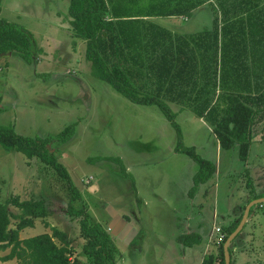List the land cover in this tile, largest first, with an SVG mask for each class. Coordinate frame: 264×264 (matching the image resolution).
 Wrapping results in <instances>:
<instances>
[{
    "label": "rangeland",
    "instance_id": "1",
    "mask_svg": "<svg viewBox=\"0 0 264 264\" xmlns=\"http://www.w3.org/2000/svg\"><path fill=\"white\" fill-rule=\"evenodd\" d=\"M149 1L132 5L146 8ZM218 4L213 0L173 25L158 23L196 33L213 25ZM69 7L70 0L1 2L0 18L30 35L34 57L28 62L17 52L0 55V127L41 140L69 126L75 129L69 143L58 150L53 143L47 148L66 167L79 198L51 166L0 144V203L10 199L49 203L50 216L22 230L20 239L53 235L58 229L72 241L71 258L90 264L83 252L87 241L80 219L68 212L84 210L109 229L113 210L138 233L130 245L113 237L116 264H186L184 256L194 264L196 251L177 241L191 232L202 239L194 246H199L197 264L217 258L230 223L240 219L253 196L264 194V179H257L254 170L264 172V142L256 137L258 131L254 130L244 161L238 145L221 148L205 117L171 105L182 144L194 147L197 155L216 166L213 179L190 194L199 163L175 151L178 133L158 107L133 103L94 77L86 42L72 31ZM252 214L230 245L232 264H264V202ZM213 243L215 253L209 254ZM9 253L10 249L0 250V264H19L16 259L2 261Z\"/></svg>",
    "mask_w": 264,
    "mask_h": 264
},
{
    "label": "trees",
    "instance_id": "2",
    "mask_svg": "<svg viewBox=\"0 0 264 264\" xmlns=\"http://www.w3.org/2000/svg\"><path fill=\"white\" fill-rule=\"evenodd\" d=\"M136 1L70 0L72 31L86 42V59L92 65L94 77L110 84L133 103L158 107L176 129L175 151L199 163L190 190L193 194L213 179L216 166L197 155L194 147L182 144L171 105L205 117L221 148L238 145L240 158L248 159L255 127L264 120V0H218L220 12L215 13L212 28L187 35L173 32L155 18L187 15L198 5H187L184 11L176 12L175 0L149 2L146 8L133 6ZM10 52L32 62V39L16 24L0 18V55ZM74 135L73 126L43 140L0 127V144L8 151L23 153L28 159L37 158L51 166L71 186L73 197L79 198L66 167L47 148L53 143L58 150ZM262 197L264 194L255 195L252 201ZM70 210L69 216L80 219L81 234L87 241L83 252L90 264H116L111 245L114 238L109 229L94 222L84 210ZM49 216V203L43 199H10L0 203V250L10 249L2 261L79 264L76 257L71 258L74 248L68 234L58 229L53 235L20 239L22 230ZM242 217L226 229L216 264H225L224 244ZM177 241L192 246L201 239L190 234ZM229 251L232 256L231 247ZM203 264H215V260L210 257Z\"/></svg>",
    "mask_w": 264,
    "mask_h": 264
},
{
    "label": "crops",
    "instance_id": "3",
    "mask_svg": "<svg viewBox=\"0 0 264 264\" xmlns=\"http://www.w3.org/2000/svg\"><path fill=\"white\" fill-rule=\"evenodd\" d=\"M156 1H159V0H152V1H149V2H151V4L153 3V2H156ZM213 0H175V3H174V6H175V11L176 12H178V11H184L186 8H188V7H186L187 5H191V4H195V5H198L196 8H194V9H192L191 10V12L190 13H193V12H195L196 10H198L201 6H203V5H207V4H209V3H211ZM183 19L184 18V20H186L187 19V17H186V15H182V14H176L175 16H168V17H158V18H155V19H157V21H166L169 25H173L172 23H174L173 21H176L177 19ZM154 19V18H153ZM213 26V25H212ZM212 26L211 27H205L203 30H205V29H211L212 28ZM167 28V27H166ZM170 30H172L173 32H175V33H178V34H184V35H187V34H196V33H200V32H202L203 30H201V31H199V32H196V33H194V32H184V31H179V30H177L178 28H177V26H176V24L174 25V27L172 28V26H171V28H169ZM189 31H193V30H191V29H188ZM195 31V30H194ZM255 129H256V132L258 131V135L256 136V137H258V138H260L261 139V141L262 142H264V120L258 125V126H256L255 127ZM259 133H260V135H259ZM251 146H252V144H251ZM255 170V172H256V175H257V179H259V178H263L264 179V172H262L260 169H258V168H256V169H254ZM259 170L262 172V173H260L259 172ZM254 195L256 194L255 192L253 193ZM257 195H261V194H257ZM263 198V197H262ZM247 207V206H246ZM252 215H254V214H252ZM251 215V216H252ZM250 216V217H251ZM248 221V220H247ZM247 223V222H246ZM231 225H233L232 223H230V225L229 226H231ZM245 226H246V224H245ZM196 234V235H198V233H196V232H191L190 234ZM208 234V233H207ZM211 235H213V231L211 232V234L209 235V237H208V241L210 240V236ZM215 236V235H214ZM205 237H206V235H205ZM215 238L213 237V240H214ZM136 239H134L133 240V242L135 241ZM216 240V239H215ZM214 240V241H215ZM201 241H202V239H201ZM199 242V243H197V244H194V245H192V246H188L189 247V250H195L196 251V254H195V261H194V264H197V258L199 259L200 257V255H199V252H197L198 251V247L197 248H195L194 246H196V245H199L200 243H202V242ZM208 241H207V243H208ZM212 242V241H211ZM215 242H217V241H215ZM214 242V243H215ZM214 243L211 245L212 246V249L210 250L211 251V253H209V254H214L215 253V251H213V249H215V246H214ZM182 245V244H181ZM209 251V252H210ZM188 256H184L183 257V259H184V261H186V264H188ZM215 260V264H216V260H217V258H215L214 259Z\"/></svg>",
    "mask_w": 264,
    "mask_h": 264
},
{
    "label": "water",
    "instance_id": "4",
    "mask_svg": "<svg viewBox=\"0 0 264 264\" xmlns=\"http://www.w3.org/2000/svg\"><path fill=\"white\" fill-rule=\"evenodd\" d=\"M263 202H264V197L255 199L247 205L239 226L229 236L226 243L224 244L225 264H231V255L229 251L230 245L237 238V236L240 234L241 230L243 229L246 221L249 218L251 209L254 206L261 204ZM109 212L112 215V221L109 225V231L111 235L113 237H116L120 241H123L125 244L130 245L133 242V240L137 237L138 235L137 231L134 229V227L129 222H127L126 220L121 218L119 215H117L113 210H109Z\"/></svg>",
    "mask_w": 264,
    "mask_h": 264
}]
</instances>
